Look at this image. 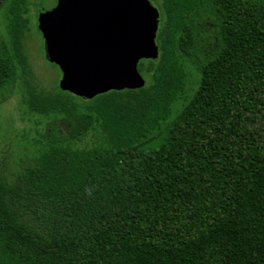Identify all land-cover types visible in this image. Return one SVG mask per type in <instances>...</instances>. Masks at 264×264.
<instances>
[{"label": "trees", "instance_id": "trees-1", "mask_svg": "<svg viewBox=\"0 0 264 264\" xmlns=\"http://www.w3.org/2000/svg\"><path fill=\"white\" fill-rule=\"evenodd\" d=\"M163 2L146 85L84 100L36 84L28 0H0V94L51 121L0 179V264H264V0Z\"/></svg>", "mask_w": 264, "mask_h": 264}, {"label": "water", "instance_id": "water-1", "mask_svg": "<svg viewBox=\"0 0 264 264\" xmlns=\"http://www.w3.org/2000/svg\"><path fill=\"white\" fill-rule=\"evenodd\" d=\"M38 21L60 90L84 100L143 88L140 61L159 57L160 12L148 0H56Z\"/></svg>", "mask_w": 264, "mask_h": 264}, {"label": "rangeland", "instance_id": "rangeland-1", "mask_svg": "<svg viewBox=\"0 0 264 264\" xmlns=\"http://www.w3.org/2000/svg\"><path fill=\"white\" fill-rule=\"evenodd\" d=\"M162 13L163 0H148ZM56 0H28L29 30L26 33L25 48L36 84L46 91L60 92L62 71L51 63L45 55V41L39 30V13L41 10L51 11ZM206 42L214 41L215 27L212 22L205 26ZM7 33V17L5 8L0 5V43ZM191 77L189 93L197 89L199 72L190 64ZM147 80V78H145ZM23 86L19 81L7 87L0 94V179L12 184L25 167L34 163L41 149L44 137L48 135L51 121L32 115L23 102ZM59 133H67L66 123L57 122Z\"/></svg>", "mask_w": 264, "mask_h": 264}]
</instances>
